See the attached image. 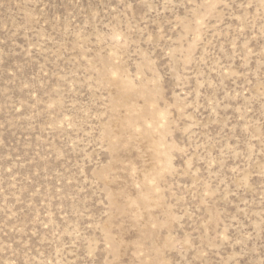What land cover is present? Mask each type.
Listing matches in <instances>:
<instances>
[{"label":"rangeland","instance_id":"374dc122","mask_svg":"<svg viewBox=\"0 0 264 264\" xmlns=\"http://www.w3.org/2000/svg\"><path fill=\"white\" fill-rule=\"evenodd\" d=\"M0 264H264V0H0Z\"/></svg>","mask_w":264,"mask_h":264}]
</instances>
